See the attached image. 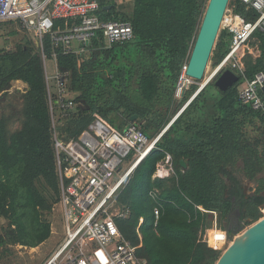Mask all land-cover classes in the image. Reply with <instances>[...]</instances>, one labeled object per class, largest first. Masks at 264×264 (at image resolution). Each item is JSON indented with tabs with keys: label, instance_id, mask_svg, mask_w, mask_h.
<instances>
[{
	"label": "trees",
	"instance_id": "obj_1",
	"mask_svg": "<svg viewBox=\"0 0 264 264\" xmlns=\"http://www.w3.org/2000/svg\"><path fill=\"white\" fill-rule=\"evenodd\" d=\"M206 2L132 0L130 10L118 12L111 0H99L100 16L129 21L133 35L110 46L94 39L88 55L54 49L57 67L69 72L75 98L89 105L79 111L72 132L93 118L121 129L136 114L134 122L147 138L157 136L198 88L192 83L181 100L174 96ZM109 3L112 6L104 8ZM229 5L244 19L256 14L236 0H229ZM72 23L57 19L54 28ZM228 43L229 33L220 29L210 54L212 65L226 53ZM249 43L258 53L242 56V70L228 66L239 80L226 90L216 87L214 78L207 81L118 189L117 202L129 213L116 216L115 222L146 264H214L220 250L198 237L211 226L212 215L196 205L216 210L219 223L232 202L227 180L237 181L238 175L257 182L253 195H240L239 222L251 223L262 215L258 206L264 203L259 194L264 189V89L259 90L263 107L254 109L239 99L238 87L264 71V30L255 31ZM52 50L50 36L45 35L43 51L51 57ZM14 79L27 86L11 91ZM166 155L172 171L153 176ZM180 159L186 163L184 170ZM59 193L44 65L38 46L26 39L12 49L0 48V258L2 245L32 247L48 238L50 221L45 215ZM215 244L221 247L222 242Z\"/></svg>",
	"mask_w": 264,
	"mask_h": 264
},
{
	"label": "built area",
	"instance_id": "obj_2",
	"mask_svg": "<svg viewBox=\"0 0 264 264\" xmlns=\"http://www.w3.org/2000/svg\"><path fill=\"white\" fill-rule=\"evenodd\" d=\"M236 1L256 14L252 19H244L233 12L228 3L220 24V29L229 33L228 49L214 65L210 78L228 66L242 70V56L258 53L255 47L249 46V42L255 31L264 30V0ZM99 10V0H0V20H12L20 30L32 34L43 65L46 58L43 51L45 35L50 36L53 46L51 57L55 61L54 49L57 48L64 53L88 55L94 39L110 46L132 38L129 21L103 19ZM57 19L73 20L72 26L55 29ZM185 68L186 63L182 65L176 82L174 96L177 99L182 98L196 80L185 74ZM45 79L60 187L59 200L54 206H58L61 212L63 238L44 264H146V259L135 254L132 243L123 237L115 222L116 216L125 217L129 213L127 206L118 204L117 192L175 115L152 140L134 121L113 130L108 123L93 118L79 132L73 133L82 104L75 98L76 92L69 88V72L56 67L51 75L45 71ZM263 85L264 71H258L239 85V99L254 109H261L263 101L259 90ZM195 91L185 103L195 95ZM129 155L131 157L126 161ZM160 167L164 168V173L159 172ZM169 170L172 166L170 156L166 155L153 176H167ZM196 206L213 214L211 226L199 231V239L221 252L230 241L226 230L216 225V210ZM153 214L156 221L158 206L153 208ZM213 227L211 238L214 242L210 243L208 229ZM217 241L222 242L221 247L216 246Z\"/></svg>",
	"mask_w": 264,
	"mask_h": 264
},
{
	"label": "water",
	"instance_id": "obj_3",
	"mask_svg": "<svg viewBox=\"0 0 264 264\" xmlns=\"http://www.w3.org/2000/svg\"><path fill=\"white\" fill-rule=\"evenodd\" d=\"M228 3L229 0H207L206 2L185 68V74L193 79H201L204 75ZM213 78L215 86L220 90H226L239 80L238 74L229 67L223 68ZM204 84L202 83L195 93ZM261 89H264V85ZM84 108L88 109L89 105L85 103ZM135 119L136 114L129 116V121ZM179 164L183 170L186 168L183 159L179 160ZM238 222L236 226H232L228 221L222 223L230 242L221 251L214 264H264V215L251 223H247L248 220H246L245 224L249 225L244 228L240 227Z\"/></svg>",
	"mask_w": 264,
	"mask_h": 264
},
{
	"label": "rangeland",
	"instance_id": "obj_4",
	"mask_svg": "<svg viewBox=\"0 0 264 264\" xmlns=\"http://www.w3.org/2000/svg\"><path fill=\"white\" fill-rule=\"evenodd\" d=\"M26 39H31L32 42L35 43L32 34L30 32L20 30L16 22L12 20H0V48L12 49L17 44L24 43ZM249 46L252 48L254 47L250 43ZM54 63L55 60L53 57L46 56L45 66L49 72L53 70ZM213 67L214 65H212L210 57L204 76L201 79L195 80L193 83H196L199 87L205 80L209 81L211 79L210 75ZM15 125L16 124H14V126ZM109 126L113 130L117 129V126L115 125L109 124ZM171 171L172 170H169V173ZM242 183L244 184L246 191H251L252 188L256 186L255 182L249 180H244ZM263 212L264 211H261L262 215H264ZM210 214L213 216L212 213ZM45 217L50 221V235L48 238L32 247L20 244L7 245L6 247L5 245H2L0 264H44L47 261L63 238V228L61 212L58 206H54L49 213H46ZM208 219L210 220L209 214ZM239 224L242 225V228L249 225L245 224V221L243 223L238 222V225Z\"/></svg>",
	"mask_w": 264,
	"mask_h": 264
},
{
	"label": "flooded vegetation",
	"instance_id": "obj_5",
	"mask_svg": "<svg viewBox=\"0 0 264 264\" xmlns=\"http://www.w3.org/2000/svg\"><path fill=\"white\" fill-rule=\"evenodd\" d=\"M242 181H244L242 179L241 175L237 176V181H229L227 180V185H228V189L226 190L227 193L230 194V199H231V205L230 208L226 214V216L222 219H226L228 220V222L232 225V226H236L238 220H239V209H241L242 207L240 206V195L247 197V196H251L254 193V190L252 188L251 191H246V188L244 186V184L242 183ZM252 181V180H249ZM262 191V190H261ZM259 194H263L264 195V191L260 192Z\"/></svg>",
	"mask_w": 264,
	"mask_h": 264
},
{
	"label": "crops",
	"instance_id": "obj_6",
	"mask_svg": "<svg viewBox=\"0 0 264 264\" xmlns=\"http://www.w3.org/2000/svg\"><path fill=\"white\" fill-rule=\"evenodd\" d=\"M114 4H115V10L116 11H118V12H123V11H128V10H130L131 9V7H132V0H111ZM109 5V7H107V5H105L104 6V8H106V9H109L111 6H112V4H108ZM90 53V52H89ZM56 67H57V63H56V61H55V63H54V67H53V70L51 71V72H49L48 70H47V67L44 65V69H45V71H46V74H48V75H51L54 71H55V69H56ZM15 80H21V79H14V80H12L11 81V87H10V90L11 91H13V90H22L23 88H25L26 86H27V83L25 82V81H23V80H21L24 84L23 85H20L21 87H18V86H14V81ZM77 94V93H76ZM76 97V96H75ZM79 102H81V104H82V108L81 109H84V105H83V102L81 101V100H79ZM159 172L160 173H164L165 172V170H164V168L162 167H160V169H159ZM164 177V176H163ZM242 179L243 180H249V179H247V178H245V177H243L242 176ZM253 182H255L254 180H252ZM256 183V185H257V182H255ZM256 187V186H255ZM255 187H253V190L255 189ZM264 191V189L261 191V192H263ZM259 209H260V211L262 210V209H264V203H262V204H260L259 206ZM228 220H227V218L226 219H224V220H221L220 221V223H218L217 225L218 226H220V227H222V228H224L223 227V225H222V223L223 222H227ZM241 223H243V222H241ZM212 233L213 232H209V234H210V238H209V240L210 241H212Z\"/></svg>",
	"mask_w": 264,
	"mask_h": 264
},
{
	"label": "bare ground",
	"instance_id": "obj_7",
	"mask_svg": "<svg viewBox=\"0 0 264 264\" xmlns=\"http://www.w3.org/2000/svg\"><path fill=\"white\" fill-rule=\"evenodd\" d=\"M24 83L21 80H15L14 81V86L21 87L20 85H23Z\"/></svg>",
	"mask_w": 264,
	"mask_h": 264
}]
</instances>
